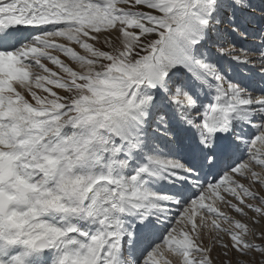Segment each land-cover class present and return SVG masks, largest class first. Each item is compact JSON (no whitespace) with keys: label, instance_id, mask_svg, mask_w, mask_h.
I'll return each mask as SVG.
<instances>
[{"label":"snow or ice","instance_id":"snow-or-ice-1","mask_svg":"<svg viewBox=\"0 0 264 264\" xmlns=\"http://www.w3.org/2000/svg\"><path fill=\"white\" fill-rule=\"evenodd\" d=\"M0 264H264V0H0Z\"/></svg>","mask_w":264,"mask_h":264},{"label":"rangeland","instance_id":"rangeland-1","mask_svg":"<svg viewBox=\"0 0 264 264\" xmlns=\"http://www.w3.org/2000/svg\"><path fill=\"white\" fill-rule=\"evenodd\" d=\"M249 43H251V40H249ZM215 254V253H214Z\"/></svg>","mask_w":264,"mask_h":264}]
</instances>
